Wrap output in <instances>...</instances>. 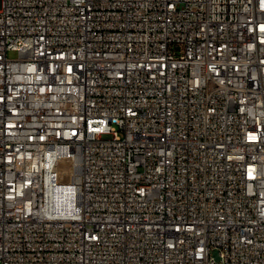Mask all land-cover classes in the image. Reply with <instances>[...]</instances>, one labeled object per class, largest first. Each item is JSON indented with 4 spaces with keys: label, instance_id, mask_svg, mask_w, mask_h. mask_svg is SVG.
<instances>
[{
    "label": "built area",
    "instance_id": "built-area-1",
    "mask_svg": "<svg viewBox=\"0 0 264 264\" xmlns=\"http://www.w3.org/2000/svg\"><path fill=\"white\" fill-rule=\"evenodd\" d=\"M0 264H264V0H0Z\"/></svg>",
    "mask_w": 264,
    "mask_h": 264
},
{
    "label": "bare ground",
    "instance_id": "bare-ground-1",
    "mask_svg": "<svg viewBox=\"0 0 264 264\" xmlns=\"http://www.w3.org/2000/svg\"><path fill=\"white\" fill-rule=\"evenodd\" d=\"M76 175L80 174V168L79 170H76ZM78 177H73L71 180H65L64 184L58 188V202L60 206H63L65 203L69 204L70 201H73L75 199V194L77 192L76 190V184L74 183L75 180H77Z\"/></svg>",
    "mask_w": 264,
    "mask_h": 264
},
{
    "label": "rangeland",
    "instance_id": "rangeland-1",
    "mask_svg": "<svg viewBox=\"0 0 264 264\" xmlns=\"http://www.w3.org/2000/svg\"><path fill=\"white\" fill-rule=\"evenodd\" d=\"M10 57H16L17 56V52L15 51H10L9 52ZM74 164H75V168L76 170H79L80 166H79V160L78 157L74 158Z\"/></svg>",
    "mask_w": 264,
    "mask_h": 264
}]
</instances>
